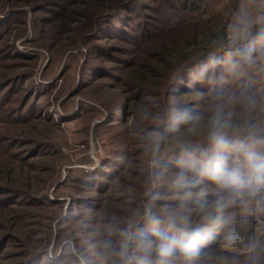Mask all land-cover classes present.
Returning a JSON list of instances; mask_svg holds the SVG:
<instances>
[{
	"label": "rangeland",
	"instance_id": "rangeland-1",
	"mask_svg": "<svg viewBox=\"0 0 264 264\" xmlns=\"http://www.w3.org/2000/svg\"><path fill=\"white\" fill-rule=\"evenodd\" d=\"M246 1L0 0V146L7 155L23 158V179L28 183V177L39 192L10 195L16 199L3 203L19 207L25 226L21 233L0 231V264H97L88 243L96 244L97 251L105 240L119 247V229L142 212L152 195L158 197L153 201L158 213L179 205L187 190L174 187L176 177L164 174L172 173L170 168L159 172L157 162L171 155L170 165L197 172L195 162L204 168L205 154L211 151L209 140L187 150L191 160L175 150L151 154L157 128L148 125L146 112L131 109L123 100L137 96L126 82L145 67H157L161 59L173 65L164 59V50H189V39L209 37L254 15ZM236 50L234 46L199 53L202 58L187 72L174 65L172 70L158 68L149 89L152 106L164 117L167 88L178 77V87L195 81L196 88L188 87L194 92L191 106L205 118L209 115L207 121L219 114L233 126L228 130V167L247 176L245 146L264 157V143H254L264 140V57ZM235 57L240 58L238 66ZM242 64L249 75L240 78ZM198 69L203 71L201 79L196 78ZM154 172L160 176L155 185L149 179ZM207 180L206 199H214L218 185ZM111 190L118 194L117 215L104 208L109 199L101 201ZM190 191V198L199 200L198 192ZM226 212L233 214L232 227L239 233L233 247L224 246L219 225L213 231H207L212 226L197 227L203 225L201 235L220 246L221 254L244 264L240 249L249 234L241 231V210L237 205ZM249 220L264 226V212L253 211ZM144 227L141 220L133 230ZM256 249L260 251V245Z\"/></svg>",
	"mask_w": 264,
	"mask_h": 264
},
{
	"label": "trees",
	"instance_id": "trees-1",
	"mask_svg": "<svg viewBox=\"0 0 264 264\" xmlns=\"http://www.w3.org/2000/svg\"><path fill=\"white\" fill-rule=\"evenodd\" d=\"M255 1L259 5V8L255 7V4L250 0L245 2V4L250 9H252L254 14L252 16H248V18H245V21L241 23H234L230 27V29L228 26H224L219 30H217L213 35L206 38L195 40L194 37L189 39L187 41L188 42L187 47H189V50L183 48H173L171 50L166 49L161 54H163V56L165 57L164 59L167 58L170 59L173 62L175 68L181 69L182 72L185 71L187 72L188 70L187 68L193 66L195 62L199 61L200 58H202V55L199 53L202 52L210 53L213 49L214 51L216 50L220 51L223 48H229L235 46L236 48H238V50H236L235 52L236 54L239 53L243 54L244 51L250 50L247 51L246 54H251L259 58L264 57V0H255ZM182 49L185 51H182ZM195 54H197V58L193 57ZM161 60H162L161 62L156 63L157 67L150 68L149 70L147 67H145L142 74L136 75L135 77L133 76L131 79H129L126 82V84L128 85L127 87H133L135 92L137 91V96L135 97V95L134 96L128 95V97H124L123 100L127 102V105H130L131 109L134 110L135 108H140L148 114V120H149L148 125H154L156 126L154 128L155 129L157 128L154 132L157 135V140L159 142V146L156 149L159 153L163 152L164 155L166 152L170 150H175L176 152L179 151L180 153H182L180 148L181 143H184L186 145L187 150H191L194 149L195 146L202 144L204 141L208 139L209 124L211 120L207 121L209 119V115L208 118H205L206 115L203 112H201V110H197L195 109L196 107L191 106V104H193L192 102H194L193 101L194 92L190 91L188 87L193 86L194 88H196L195 81L192 80L189 83H186L183 87H178L176 86L178 80H180L178 77L175 80L176 83L172 84L173 86L167 88V91H165V97H166L165 106L167 108V112L164 117L161 111H158V109H155L152 106V104H154L151 101V95H153V92L150 91L149 85H150V81L155 79L157 77V74L159 73V71L156 70H159L158 68L164 69L165 67L168 68L169 70L171 68H174L173 65L167 66L166 62L163 59ZM234 62H235V66H238L239 63L241 62L240 58L235 57L233 63ZM238 68L240 69V73H241L240 78L245 77L246 74L249 75V73H246V71L242 69L244 68L243 64L241 67ZM202 73H203L202 69H198L197 72L198 77L196 78L201 79ZM124 90H122V93L125 92ZM161 95L163 94L161 93ZM21 106L22 108L20 109L26 108L25 105L24 107L23 105ZM173 107H177L181 111L186 112L189 115L200 116L201 119L199 122L198 129L195 132H193L190 130L191 125L181 124L177 131H172L170 129V117H171V109ZM133 137L134 136H132V140H134ZM3 142L4 140L1 139L0 145H2ZM151 145L153 149L154 144ZM149 147L150 145L146 143L145 146L146 152L149 151L150 149ZM152 149L150 150L151 154H152ZM149 154L144 155V158L145 159L148 158ZM170 156L160 160H158V156H157L156 160H158L157 166L159 172L168 171L170 168V171H172V173L168 172L164 174H168L176 178L177 175L181 172H183L185 176L193 175V177H198V179L195 180L186 177L187 180H189V182L192 185L191 188L195 189L197 192H199L201 189H206L205 185L206 183H208L207 175L204 173V168L202 166L200 167L198 162H195L196 163L195 167H199L198 171L196 172V171H192L191 169H187L184 166L170 165L169 163ZM21 159L23 158L22 157H20V159L17 158V155L15 153L11 155L10 154L7 155V152L0 146V194H2V196H0V231H6L8 235L12 234L13 232L21 233L20 230H22L25 225L22 222L20 212H18L19 207L3 206V203H5L6 198L9 200H15L17 197L26 196V194L27 195L39 194V192L31 188L29 183L30 179L28 177H26L28 183L23 179V175L25 172H24V167L21 165L22 162ZM200 159L202 162H204L203 160L204 158L201 157ZM174 160L176 161V164H178L177 162L178 159H174ZM121 170H124V167H122ZM116 181H119V179ZM118 185H120V183ZM182 193L183 192H178V194H182ZM14 194H16V198L13 199V197H11L10 195H14ZM117 196L118 194L116 190H111L107 196L101 199V201L103 202L109 199L110 202L109 201L104 202L103 206L104 208L110 210L111 215L113 214L117 215L119 210V207L116 206V202H114ZM212 199H208V200H212ZM200 203H201L200 200L194 201L192 198H188V200L185 202L186 204L185 208L191 212V217H190L192 220L191 228L196 229L198 224H202L199 213ZM204 226L205 227L212 226L210 229H207V231H213L216 228H218V225L215 224H207ZM261 226L258 225L257 227L256 221L248 220V223L245 225V229L243 228L241 229L243 233L246 232L247 235L249 234L248 236L249 241L246 238L245 247L240 249V251L242 252L241 258L244 259V264H264V238L262 239V236H264V230H262V228L264 226L262 227ZM255 228L257 229L255 230ZM207 233L214 236L213 234H211V232H207ZM202 244L208 246L206 250L201 248ZM258 244L260 245L261 248L260 251H256L257 250L256 247L259 246ZM198 247L201 253V264H242V262H235L236 259L232 257L221 254L222 248L220 246L216 247L213 241L208 240L206 237L202 235ZM176 254H177V259L175 264H188V262L183 257V253L180 252L179 249H177ZM153 255L156 256L154 253Z\"/></svg>",
	"mask_w": 264,
	"mask_h": 264
},
{
	"label": "clouds",
	"instance_id": "clouds-1",
	"mask_svg": "<svg viewBox=\"0 0 264 264\" xmlns=\"http://www.w3.org/2000/svg\"><path fill=\"white\" fill-rule=\"evenodd\" d=\"M200 116H192L177 107L171 109L170 129L177 131L181 124L191 125V131L198 129ZM233 126L226 120H221L219 114L214 116L209 124L208 140L210 153H206L204 173L208 179L218 185V191L212 200L206 199V189H201L196 196L201 201L199 213L201 223L217 224L224 230L223 244L233 247L238 239V231L232 227L233 214L226 210L239 206L241 218L239 224L246 225L253 211L264 212V157L256 156L245 146V157L248 160L249 173L243 175L239 170H230L226 153L230 150L228 130ZM162 139V137H161ZM254 143H264V140H254ZM159 142L155 143V152ZM184 156L192 159L184 143L180 144ZM153 185L160 179L158 173L150 176ZM174 187L184 191L177 207H166L162 213L153 210V201L158 197L152 195L142 212L138 211L129 217L127 226L119 229V247H114L110 240L99 245L88 243V249L96 258L97 264H175L177 249L183 253L188 264H201V253L198 247L203 229L192 226L191 212L185 208V201L193 196L191 183L183 172L177 175ZM255 204V209L252 205ZM144 222V230H133L139 221ZM153 253L156 259L153 258ZM85 264V261H81Z\"/></svg>",
	"mask_w": 264,
	"mask_h": 264
}]
</instances>
